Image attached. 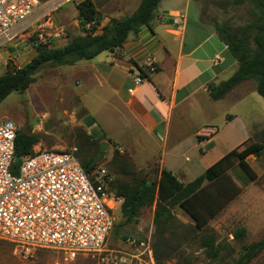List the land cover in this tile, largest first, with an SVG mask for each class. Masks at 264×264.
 I'll list each match as a JSON object with an SVG mask.
<instances>
[{
  "label": "crops",
  "instance_id": "0c3cea01",
  "mask_svg": "<svg viewBox=\"0 0 264 264\" xmlns=\"http://www.w3.org/2000/svg\"><path fill=\"white\" fill-rule=\"evenodd\" d=\"M139 1L118 0L99 26L130 14ZM161 3L150 25L130 32L121 46L65 65L80 85L81 120L88 134L119 144L136 166L154 163L187 182L198 164L209 167L247 138L254 125L263 128L264 113L255 121L241 118L238 106L255 90L254 84L248 88L250 79L220 99L210 98L207 85L228 78L237 61L217 35L206 2ZM93 97L94 115L85 105Z\"/></svg>",
  "mask_w": 264,
  "mask_h": 264
},
{
  "label": "rangeland",
  "instance_id": "374dc122",
  "mask_svg": "<svg viewBox=\"0 0 264 264\" xmlns=\"http://www.w3.org/2000/svg\"><path fill=\"white\" fill-rule=\"evenodd\" d=\"M48 3L51 0H42ZM54 8L50 9L51 27L39 25L45 22L43 7L39 9L37 23L24 33L23 38L14 45L0 50V73L8 66H21L35 51V45L39 38L38 33L43 36L60 31L63 44L70 37L84 33V28L79 24L78 12L75 6L80 0H55ZM98 9V17L111 11V7L118 0H92ZM135 3L137 0H122ZM169 0H162L161 6H168ZM206 2L207 14L214 16L218 21H226L237 25L245 21L249 4L245 1L237 5H213L210 0ZM222 2L223 0H215ZM124 16V15H123ZM122 17V16H121ZM100 22V21H99ZM101 23V22H100ZM102 26H96L99 32ZM53 42L58 44L53 39ZM75 75L68 70L65 64L52 66L45 64L34 73V80L23 92L11 91L0 101V122L10 119L17 126V130L36 136V145L42 148H70L76 147L78 156L86 155L85 147L81 145L86 132L81 115L84 112L81 102L80 85L74 81ZM249 89L255 85L254 79L249 81ZM90 113L94 115L96 100L85 104ZM228 107V106H227ZM241 118L246 121L247 117L253 116L256 120L258 114L264 113V97L255 90L248 94L244 105L238 106ZM251 112V113H250ZM253 112V115H251ZM261 129H264L261 128ZM259 127L253 126L250 135L257 134ZM237 137V136H236ZM240 137V136H239ZM246 139V138H245ZM244 139V140H245ZM243 140V141H244ZM98 146L91 147L89 152L96 153L95 165H102L109 170L115 179L129 181L131 173L122 169L126 164L134 170V176L145 175L149 180L156 179L159 174V166L154 163L135 165L127 151L119 144L102 141ZM235 147V146H234ZM206 148L203 147L202 150ZM221 147H219V150ZM116 162H112L115 152ZM204 153L199 151V154ZM250 166L256 172L255 180L243 185L241 191L226 205L211 217L206 225L198 230L194 229L193 221L189 214L179 206L173 207V213L177 220L175 233L170 237V243L175 247L170 256L165 258L159 253L160 264H223L224 262H235L241 250L242 244L258 240L264 236V156L247 157ZM205 169L204 162L198 164L191 174L194 178ZM196 171V172H195ZM232 176H234L232 174ZM235 177V176H234ZM237 183L238 179L235 177ZM154 204L140 208L134 222L121 223V217L116 214L114 225L111 228L105 247L108 249L122 248L126 246V238L142 239L148 235L151 238L152 250L154 225L152 222ZM243 226L246 229L245 236L235 239L232 232L235 228ZM212 234L215 242L221 247L215 258H208L204 249L198 245L199 236ZM155 256V255H154ZM156 263V260H154ZM0 264H97L95 258L79 253L72 260H64L62 255L50 248H39L33 252L26 253L15 244L0 239ZM247 264H264V249L254 256Z\"/></svg>",
  "mask_w": 264,
  "mask_h": 264
},
{
  "label": "trees",
  "instance_id": "16d2710c",
  "mask_svg": "<svg viewBox=\"0 0 264 264\" xmlns=\"http://www.w3.org/2000/svg\"><path fill=\"white\" fill-rule=\"evenodd\" d=\"M245 1L249 6L244 22L232 25L226 21L213 19L217 35L226 45L230 56L237 61L236 69L228 78L217 84L207 85L208 94L213 100L222 98L236 84L246 79H254L255 91L264 97V0H223L220 5H237ZM158 2L159 0H140L130 14L110 18L99 32H95L100 18L94 2L92 0L76 2L79 24L84 27L85 23H90L91 27L84 28L83 34L72 36L63 44L39 42L35 45L32 57L21 66H8L0 73V101L11 91L23 92L33 82L34 73L45 64L52 66L72 64L80 59L91 58L102 50H112L121 46L130 32L135 33L142 26L150 25ZM99 142V139L85 132L81 145L87 152L86 155L77 157L87 172H91L96 166L94 161L98 154L89 151L91 147L98 146ZM35 144L36 136L33 133L16 131L15 154L20 157L32 154ZM117 154L116 151L112 162H116ZM249 155L264 156V129H260L257 134L249 135L187 182L180 181L166 168H161L157 178L153 180L147 179L145 175L134 176V170L124 164L122 169L131 173V179L125 181L114 178L111 183V187L123 195L119 210L121 223L134 222L141 207L154 204L153 256L155 255L156 263L160 264L158 254L161 253L168 258L170 252L175 249L170 243V237L176 232L174 228L177 227L173 207L179 206L189 214L194 229H202L211 217L241 191L243 185L257 177L247 160ZM245 233L246 229L240 226L233 230L232 236L241 239ZM197 242L208 258L218 256L221 247L215 242L212 234L199 236ZM262 249L264 236L242 244L235 262L247 264ZM223 264L234 263L229 261Z\"/></svg>",
  "mask_w": 264,
  "mask_h": 264
},
{
  "label": "built area",
  "instance_id": "2783aa9c",
  "mask_svg": "<svg viewBox=\"0 0 264 264\" xmlns=\"http://www.w3.org/2000/svg\"><path fill=\"white\" fill-rule=\"evenodd\" d=\"M55 2L0 0V50L23 38L42 7L45 22L39 25L51 27ZM46 35L38 33L36 45L61 42L60 31ZM16 131L12 120L0 122V239L26 253L54 249L66 261L82 253L97 264H155L150 235L128 237L122 248L105 247L123 202L106 167L96 165L87 172L74 146L48 149L35 144L32 154L15 160Z\"/></svg>",
  "mask_w": 264,
  "mask_h": 264
},
{
  "label": "water",
  "instance_id": "95a60500",
  "mask_svg": "<svg viewBox=\"0 0 264 264\" xmlns=\"http://www.w3.org/2000/svg\"><path fill=\"white\" fill-rule=\"evenodd\" d=\"M19 159V155H15V160H18Z\"/></svg>",
  "mask_w": 264,
  "mask_h": 264
}]
</instances>
